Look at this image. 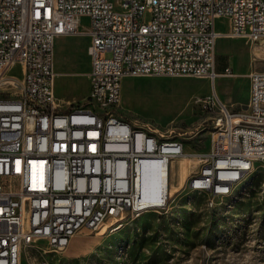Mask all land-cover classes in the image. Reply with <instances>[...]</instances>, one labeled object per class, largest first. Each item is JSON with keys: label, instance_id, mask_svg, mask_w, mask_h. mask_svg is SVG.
<instances>
[{"label": "built area", "instance_id": "1", "mask_svg": "<svg viewBox=\"0 0 264 264\" xmlns=\"http://www.w3.org/2000/svg\"><path fill=\"white\" fill-rule=\"evenodd\" d=\"M82 16L89 92L84 103L59 110L54 39L79 34ZM220 18L226 32L215 30ZM219 38L263 39L264 0H0V264H20L36 241L59 251L82 228L154 208L142 198L144 164L163 163L169 175L183 145L118 117L122 80L213 81ZM248 78L246 113H229L216 95L198 98L218 104L219 114L211 150L195 155L204 162L187 185L207 188L212 199L264 164V133L246 128V121L264 124V71Z\"/></svg>", "mask_w": 264, "mask_h": 264}, {"label": "rangeland", "instance_id": "2", "mask_svg": "<svg viewBox=\"0 0 264 264\" xmlns=\"http://www.w3.org/2000/svg\"><path fill=\"white\" fill-rule=\"evenodd\" d=\"M227 28L226 19L216 21V31ZM87 31L88 19L82 16L79 34L68 40L57 63L72 71L85 68ZM214 53L215 72L221 73L213 81L152 76L122 80L118 117L180 142L189 155L187 160L178 157L170 162L164 196L159 191L158 204H150L160 207L139 216L123 213L109 218L96 230L82 228L59 251L44 240L36 241L22 253L20 264H264V164L255 162L222 197L212 199L208 192L192 191L187 185L204 162L195 155L211 150L213 122L219 114L218 104L209 107L198 98L216 94L229 113H246L248 76L264 71V38L256 42L219 38ZM11 73L19 76L18 68ZM86 84L83 75L57 79L58 109L84 103Z\"/></svg>", "mask_w": 264, "mask_h": 264}, {"label": "bare ground", "instance_id": "3", "mask_svg": "<svg viewBox=\"0 0 264 264\" xmlns=\"http://www.w3.org/2000/svg\"><path fill=\"white\" fill-rule=\"evenodd\" d=\"M215 48V46H214ZM219 100L218 96H216ZM220 101V100H219ZM221 102V101H220ZM237 122V121H236ZM264 124L259 123L257 121H246V128H249L253 131V133H264L263 129ZM188 154H184V158L187 160ZM193 157V156H192ZM182 167V166H181ZM144 170H143V176H142V198L148 205L150 204H158L157 200H159L160 196L159 194L162 191V197L164 196V178L166 181V175L168 177V172L166 170V167L163 163L160 162H150L144 164ZM250 169H246L243 173V175L248 172ZM243 175L238 176L234 182L232 183V188L227 189L225 195L230 194V192L233 190L234 186L240 181V179L243 177ZM144 179V180H143ZM189 190L192 191H199V192H208L207 188H198V190H193V186H188ZM156 190L155 192H153ZM165 202V201H164ZM162 203V205L164 204ZM151 206V205H150ZM151 207H160V206H151ZM21 262V261H20Z\"/></svg>", "mask_w": 264, "mask_h": 264}, {"label": "crops", "instance_id": "4", "mask_svg": "<svg viewBox=\"0 0 264 264\" xmlns=\"http://www.w3.org/2000/svg\"><path fill=\"white\" fill-rule=\"evenodd\" d=\"M75 36H59L54 39L53 44V70L56 75L54 87L56 80L59 78H65L68 76H85L87 78V84H86V90L87 94L89 92V80H88V74L90 71V57H89V38H87L83 41V51L85 53V56L87 57V63L83 70H70L67 69L64 65L62 66L60 63H57V57L60 56L62 52H64L65 47L67 46L68 40L74 39ZM221 71H218V75H220ZM217 77V76H216ZM223 92V91H222ZM223 94V93H222ZM216 95V94H215ZM174 186L173 182L171 183V188Z\"/></svg>", "mask_w": 264, "mask_h": 264}]
</instances>
